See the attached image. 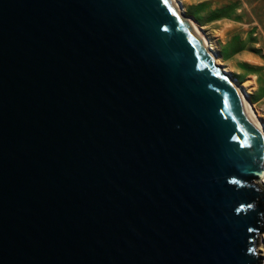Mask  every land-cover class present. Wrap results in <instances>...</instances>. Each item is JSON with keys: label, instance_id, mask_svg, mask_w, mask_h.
<instances>
[{"label": "water", "instance_id": "obj_1", "mask_svg": "<svg viewBox=\"0 0 264 264\" xmlns=\"http://www.w3.org/2000/svg\"><path fill=\"white\" fill-rule=\"evenodd\" d=\"M263 175L177 0H0V264H261Z\"/></svg>", "mask_w": 264, "mask_h": 264}, {"label": "rangeland", "instance_id": "obj_2", "mask_svg": "<svg viewBox=\"0 0 264 264\" xmlns=\"http://www.w3.org/2000/svg\"><path fill=\"white\" fill-rule=\"evenodd\" d=\"M180 1L216 42L221 65L247 90L264 122V0ZM259 180L264 187V175ZM258 247L264 264V230Z\"/></svg>", "mask_w": 264, "mask_h": 264}, {"label": "bare ground", "instance_id": "obj_3", "mask_svg": "<svg viewBox=\"0 0 264 264\" xmlns=\"http://www.w3.org/2000/svg\"><path fill=\"white\" fill-rule=\"evenodd\" d=\"M178 4L180 5L181 9L183 10V5H182V2L180 0H177ZM245 2V1H244ZM184 11V10H183ZM245 20V19H243ZM258 22V21H257ZM199 25V24H198ZM200 29L202 30L203 32V35L205 36V40H206V43L208 45V47H210V50L213 52V54L215 55V59L217 61V63H219L221 65V60L220 58L218 57V46L216 44V42L214 40H212L211 38L208 37V35L204 32V30L202 29V27L199 25ZM223 69L229 73L230 70L223 66ZM234 80V79H233ZM236 86L238 87L240 93L243 95L244 97V100L248 106V108L250 109V111L252 112V114L254 115L256 121H257V124L260 128V131L262 132L263 136H264V122H263V119H262V115L260 116L259 115V112L256 110V108L254 107L255 105H253V103L251 102L250 100V97L247 93V90H245L240 84H238L235 80H234ZM264 248V247H263Z\"/></svg>", "mask_w": 264, "mask_h": 264}]
</instances>
